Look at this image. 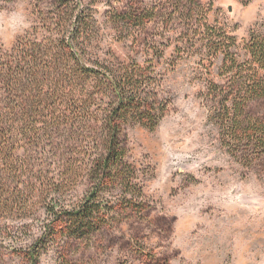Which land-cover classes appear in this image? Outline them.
Wrapping results in <instances>:
<instances>
[{
	"label": "rangeland",
	"instance_id": "obj_1",
	"mask_svg": "<svg viewBox=\"0 0 264 264\" xmlns=\"http://www.w3.org/2000/svg\"><path fill=\"white\" fill-rule=\"evenodd\" d=\"M57 1L0 0V60L22 42L48 37L45 18ZM196 1L174 12L169 0H82L94 32L79 54L150 61L171 107L154 132H126V161L141 197L118 188L101 195V226L80 238L39 241L47 205L74 208L89 186L80 177L55 182L67 172L55 166V134L26 147L27 180L44 186L0 212V264H31L32 249L43 250L38 264H264V156L244 161L222 145L207 86L224 83L223 56L212 58L206 46V35L224 34L234 38L237 64L250 61L245 46L252 31L264 32V0ZM131 12L153 19L119 22ZM246 113L264 119V100ZM14 171L1 195L25 181Z\"/></svg>",
	"mask_w": 264,
	"mask_h": 264
},
{
	"label": "trees",
	"instance_id": "obj_2",
	"mask_svg": "<svg viewBox=\"0 0 264 264\" xmlns=\"http://www.w3.org/2000/svg\"><path fill=\"white\" fill-rule=\"evenodd\" d=\"M169 1L174 12L197 5L196 0ZM238 1L247 6L253 0ZM53 9L45 18L48 37L22 42L0 60V188L7 187L14 170L25 177L21 188L0 194V212L25 204V192L40 195L43 183L27 180L25 148L47 135L55 134V166L67 171L55 182L80 177L89 186L74 208L57 209L58 201L47 205L39 241L80 238L99 228L101 195L115 188L141 197L126 161V132L134 127L154 132L171 107L150 61L79 54L94 32L93 16L82 0H58ZM148 15L131 12L119 22L145 25L153 19ZM202 30L211 32L205 21ZM206 39L212 58L223 56L224 83L209 81L207 86L218 106L212 116L221 143L231 156L257 161L264 156V119L250 118L246 111L264 100V32H251L245 46L250 61L243 65L229 50L234 38L219 34ZM42 252L32 249L30 263L38 264Z\"/></svg>",
	"mask_w": 264,
	"mask_h": 264
}]
</instances>
